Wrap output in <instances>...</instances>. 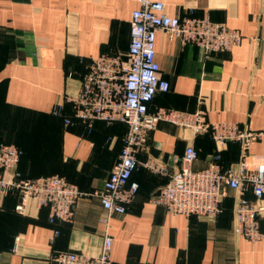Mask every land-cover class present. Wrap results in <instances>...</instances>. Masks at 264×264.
Wrapping results in <instances>:
<instances>
[{"label": "crops", "instance_id": "1", "mask_svg": "<svg viewBox=\"0 0 264 264\" xmlns=\"http://www.w3.org/2000/svg\"><path fill=\"white\" fill-rule=\"evenodd\" d=\"M159 1L168 17L209 19L243 39L238 47L202 60L195 46L157 32L155 60L169 90L155 95L148 112L201 110L208 123L264 132L262 0ZM138 7L136 0H0V146L21 151L20 179L57 175L86 194L103 189L127 127L83 124L73 118L67 98L78 91L91 60L101 55L126 60L131 14ZM188 146L197 152L193 171L206 168L216 153L222 170L240 160L236 143L219 151L208 133L194 135L160 121L136 154L130 182L138 191L123 215H108L98 198L87 195L78 201L71 223L50 224L48 208L29 201L19 213L16 191L0 195V264H55L54 256L64 252L96 255L105 233L112 237V264H264V219L259 241L236 236L233 192L215 220L173 215L151 203L181 169ZM247 162L264 163V136L250 146ZM246 197L252 199L249 191Z\"/></svg>", "mask_w": 264, "mask_h": 264}, {"label": "built area", "instance_id": "2", "mask_svg": "<svg viewBox=\"0 0 264 264\" xmlns=\"http://www.w3.org/2000/svg\"><path fill=\"white\" fill-rule=\"evenodd\" d=\"M136 2L139 7L131 14L126 60L108 55L91 60L78 91L67 98L72 105L73 118L83 124L119 122L127 127L118 161L103 189L86 194L57 175L20 179L17 166L21 151L14 145H1L0 195L16 191L20 203L15 211L19 213H23L29 201H33L37 208H48L50 224L71 223L78 201L87 195L98 198L108 215H123L138 191V185L130 182L137 166L136 154L147 146L149 132L163 121L194 135L208 133L219 151L229 143L238 144L240 160L234 168L222 170L220 156L216 153L206 168L193 171L190 165L197 159V152L188 146L181 169L169 176L151 203L173 215L215 220L223 213V200L231 191L234 193L233 233L251 243L259 241L262 238L260 220L264 219V163L251 166L247 157L250 146L260 140L264 132L255 131L250 125L208 123L201 110L195 113L164 109L154 114L148 112L155 95L169 90V83L161 78L155 60L157 32H166L182 45L195 46L202 60L238 47L243 37L238 31L209 19L168 17L159 0ZM262 5L264 9V0ZM60 112L61 108L55 113ZM64 122L71 124L69 119ZM144 166L149 167V164ZM155 171L166 173L164 168H155ZM248 191L252 199L246 197ZM111 247L112 237L105 233L98 254L64 252L56 254L53 260L55 264H112Z\"/></svg>", "mask_w": 264, "mask_h": 264}, {"label": "trees", "instance_id": "3", "mask_svg": "<svg viewBox=\"0 0 264 264\" xmlns=\"http://www.w3.org/2000/svg\"><path fill=\"white\" fill-rule=\"evenodd\" d=\"M62 110V109H61ZM73 115V114H72ZM223 212L226 211V208H224V205L222 203Z\"/></svg>", "mask_w": 264, "mask_h": 264}]
</instances>
